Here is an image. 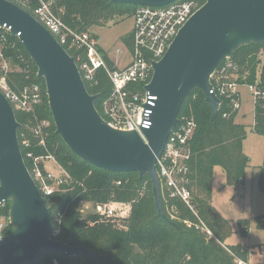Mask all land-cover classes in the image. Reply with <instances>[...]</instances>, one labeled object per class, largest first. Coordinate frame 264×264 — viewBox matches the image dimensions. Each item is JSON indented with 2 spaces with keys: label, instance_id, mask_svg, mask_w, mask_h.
I'll use <instances>...</instances> for the list:
<instances>
[{
  "label": "trees",
  "instance_id": "obj_1",
  "mask_svg": "<svg viewBox=\"0 0 264 264\" xmlns=\"http://www.w3.org/2000/svg\"><path fill=\"white\" fill-rule=\"evenodd\" d=\"M8 1L30 14L32 8L39 5L37 1L26 4L18 0ZM44 1L52 2L53 11L78 33H91L95 27H106L133 17L137 7L112 4L110 0ZM197 1L201 5L205 3V0ZM123 41L130 49L132 33ZM63 48L75 58L79 67L85 61L84 50L66 45ZM99 51L109 69L117 68L109 56ZM262 54L264 43L241 47L217 70L231 61L237 66L239 84L249 86L257 83L264 91ZM3 57L11 68L7 81L13 91L23 93L34 86L40 88V102L32 112L19 110L14 105L13 109L20 124L19 145L28 171L33 174L34 169L39 168L46 176L48 171L44 164L52 160L61 168L65 180L52 195L44 197L51 217L53 239L71 247L88 249L100 264H236V258L246 261L250 259L252 252L248 246L226 245L233 234V228L212 203L214 169L221 167L226 175V184L237 189L244 186L250 163V158L243 152L246 129L236 123L239 110L232 106L230 100L220 98V109L213 119L202 90L195 89L185 99L179 119H192L196 124L190 144L192 156L187 164L185 185L192 195L194 210L180 198H172L161 181L164 219L158 215L149 176L141 179L138 173H114L97 168L75 155L64 143L56 133L45 82L37 78L38 68L18 37H9L3 48ZM85 86L90 95L97 97L96 109L107 120L103 104L112 92V83L107 73L100 70L95 82H85ZM43 121L49 122V125L41 128L37 135L36 130ZM253 128L257 134L264 136V99L255 106ZM29 154L32 157H28ZM36 184L40 188L38 181ZM258 187L264 194V166L260 170ZM112 202L131 206L130 215L123 221V226L118 220L95 212L87 216L83 214L82 206L86 203L96 205ZM9 210L8 204L4 209L7 216ZM256 225L258 229L264 230V215L256 218ZM56 230H59L58 235H54ZM248 230L249 222L241 221V233L247 236ZM11 232L12 227H9L7 233ZM54 261L58 264H99L83 256L49 252L40 253L36 264H54Z\"/></svg>",
  "mask_w": 264,
  "mask_h": 264
},
{
  "label": "water",
  "instance_id": "obj_2",
  "mask_svg": "<svg viewBox=\"0 0 264 264\" xmlns=\"http://www.w3.org/2000/svg\"><path fill=\"white\" fill-rule=\"evenodd\" d=\"M176 0H110L112 4L166 7ZM0 27L18 37L45 82L56 133L91 165L114 173L149 176L158 215L165 219L158 160L185 99L200 89L214 119L221 100L211 79L241 47L264 43V0H205L182 27L164 57L153 64L147 90L157 97L152 126L136 131L112 127L96 109L74 57L27 11L0 0ZM15 111L0 91V203L10 205L12 232L0 239V264H36L42 252L83 256L101 263L83 247L52 238L49 209L28 171L19 145Z\"/></svg>",
  "mask_w": 264,
  "mask_h": 264
},
{
  "label": "built area",
  "instance_id": "obj_3",
  "mask_svg": "<svg viewBox=\"0 0 264 264\" xmlns=\"http://www.w3.org/2000/svg\"><path fill=\"white\" fill-rule=\"evenodd\" d=\"M21 3L39 2L32 8L31 15L58 41L63 47L78 48L85 51L86 59L79 68L84 82L94 83L96 75L104 70L112 83V92L103 104V112L107 123L112 127L126 131H136L143 136V130L152 126L153 108L157 97L152 95L147 86L153 77V64L159 62L182 27L203 6L197 0H176L166 7L137 6L133 15L132 47L128 50L130 61L111 70L99 51L98 39L90 33H78L68 27L52 9V2L44 0H18ZM11 31L7 27H0V91L5 98L22 111L28 113L40 102V88L34 86L23 93L13 91L7 81L11 71L9 64L4 60L3 48L9 41ZM126 46V45H125ZM127 47V46H126ZM123 53V50H119ZM80 61L81 58L78 57ZM237 66L228 61L220 70H216L211 79L212 91L219 99L230 100L232 106L240 110V99L237 91L240 85L237 81ZM256 104L264 99V91L259 85L248 86ZM238 96V97H237ZM49 122L43 121L36 130L40 134ZM196 130L192 119L182 118L174 129L165 146L162 157L158 160V175L170 192L172 198H180L187 206L194 210L192 195L185 187L187 184L188 161L191 159V141ZM32 157V155H28ZM33 179L40 183V192L48 197L65 181L61 176L52 173H43L35 168ZM51 184H49V182ZM120 184V183H118ZM113 203V202H112ZM6 203H0V239L8 235L11 227L9 215L4 213ZM130 206V205H129ZM94 212L112 219L117 211L111 203L96 204ZM131 210V206H130ZM209 234L210 232L207 231ZM59 230L54 232L58 235ZM249 260L236 258V264H255ZM54 264H58L54 261Z\"/></svg>",
  "mask_w": 264,
  "mask_h": 264
},
{
  "label": "rangeland",
  "instance_id": "obj_4",
  "mask_svg": "<svg viewBox=\"0 0 264 264\" xmlns=\"http://www.w3.org/2000/svg\"><path fill=\"white\" fill-rule=\"evenodd\" d=\"M133 17L125 18L118 23L106 27H95L91 35L99 36L100 45L104 48L110 47L112 58L117 60L122 66L120 55L116 50L123 49L122 56L125 61H130L129 48L125 46L124 39L130 35L133 28ZM97 35H96V34ZM264 62V54L260 57ZM260 68V67H259ZM240 85V115L236 122L246 129V139L243 141V152L250 158L249 167L246 170L245 184L240 188H233L226 184V175L221 167H216L213 173V194L214 207L227 220L230 221L233 234L227 240L226 245L236 246L246 245L251 249L252 262L264 264V230H260L256 225V218L264 215V194L258 187L260 170L264 166V136L254 131L255 106L256 102L248 85ZM46 170L53 175L60 176L61 168L54 161L45 162ZM57 187H55L56 189ZM117 211L115 220L120 225H124V220L130 215V206L125 203H111ZM93 203H86L82 206L84 216L94 212ZM104 217V216H103ZM249 222L248 235L245 236L240 231L241 221ZM262 249H261V248Z\"/></svg>",
  "mask_w": 264,
  "mask_h": 264
},
{
  "label": "crops",
  "instance_id": "obj_5",
  "mask_svg": "<svg viewBox=\"0 0 264 264\" xmlns=\"http://www.w3.org/2000/svg\"><path fill=\"white\" fill-rule=\"evenodd\" d=\"M132 31H133V28H132V30H131V32L130 33H132ZM96 34V33H95ZM97 35V34H96ZM97 38H98V44H99V49L100 50H102V52H103V54H106L107 56H109L110 57V59L115 63V64H117V66H120V65H118L119 63L117 62V60L115 59H113L112 58V52H111V50H110V47H108V48H104L102 45H100V42H99V36L97 35ZM123 50L121 47H119L117 50H116V54L117 55H120V57L122 58L120 61L122 62V63H124V61H125V55L124 56H122V53H120V51L119 50ZM241 85V84H240ZM239 85V86H240ZM238 86V88L240 89V87ZM242 86H244V85H242ZM241 86V87H242ZM237 91H238V93H239V96L241 95V91L240 90H238L237 89ZM240 115V111L238 112V115H237V118H238V116ZM236 118V119H237ZM237 123V122H236ZM213 198H214V194H213ZM212 203H213V206H214V201L212 200ZM216 209V208H215ZM217 210V209H216ZM227 243V242H226Z\"/></svg>",
  "mask_w": 264,
  "mask_h": 264
}]
</instances>
